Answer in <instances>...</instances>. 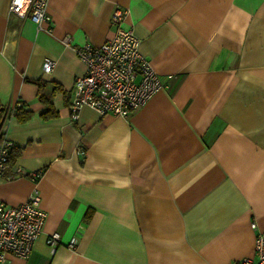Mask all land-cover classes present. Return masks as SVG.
I'll return each mask as SVG.
<instances>
[{"label":"crops","instance_id":"obj_1","mask_svg":"<svg viewBox=\"0 0 264 264\" xmlns=\"http://www.w3.org/2000/svg\"><path fill=\"white\" fill-rule=\"evenodd\" d=\"M9 3L0 0V103L31 116L5 123L18 156L0 177V202L36 192L46 218L25 260L0 264L252 257L250 224L264 231V0H50L40 28ZM117 8L161 88L127 118L85 106L73 121V82L85 73L74 48L112 37ZM38 80L47 94L62 89L55 117L41 116ZM33 171L37 181L24 175Z\"/></svg>","mask_w":264,"mask_h":264},{"label":"built area","instance_id":"obj_2","mask_svg":"<svg viewBox=\"0 0 264 264\" xmlns=\"http://www.w3.org/2000/svg\"><path fill=\"white\" fill-rule=\"evenodd\" d=\"M49 3L50 0H10L9 13L18 18L27 17L40 28L43 23L51 22L47 11ZM126 14L127 10L120 8L112 12L110 22L117 28L112 37L101 45L84 43L74 48L76 57L85 66V73L73 82L69 107L73 121L78 119L85 106L100 115L127 118L161 88L158 75L139 51L138 39L130 29L120 27ZM52 69L53 62L46 60L42 71L48 73ZM20 104L17 102L10 106L11 112ZM12 147L11 141L5 137L0 140V177L8 168ZM24 175L37 181L41 172L33 171ZM45 218L46 213L39 207L36 192L15 206L0 202V262H8L12 258L25 260L41 234ZM250 226L256 230L253 255L234 264H264V231H257L255 222ZM46 243L55 248L60 243L59 234H48Z\"/></svg>","mask_w":264,"mask_h":264},{"label":"trees","instance_id":"obj_3","mask_svg":"<svg viewBox=\"0 0 264 264\" xmlns=\"http://www.w3.org/2000/svg\"><path fill=\"white\" fill-rule=\"evenodd\" d=\"M32 83H34L37 86L38 99L44 107V111L41 113V116L43 118L55 117L56 112L53 109L52 96L54 95L55 92L62 91V89L59 86L55 85L52 91L49 94H47L44 92V87H45L44 82L38 80ZM11 113L12 112L9 107L4 106L0 103V140L3 138L4 126H5L6 121L9 119ZM12 115L16 118L17 121L24 122L31 116V113L28 111H24L23 105L20 104L19 107L13 110ZM17 156H18V152L11 150L10 157H9V163H12Z\"/></svg>","mask_w":264,"mask_h":264},{"label":"snow or ice","instance_id":"obj_4","mask_svg":"<svg viewBox=\"0 0 264 264\" xmlns=\"http://www.w3.org/2000/svg\"><path fill=\"white\" fill-rule=\"evenodd\" d=\"M18 2H19V0H18Z\"/></svg>","mask_w":264,"mask_h":264}]
</instances>
